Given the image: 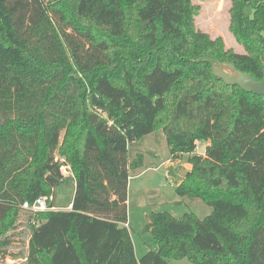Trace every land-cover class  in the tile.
Here are the masks:
<instances>
[{"label": "trees", "instance_id": "obj_1", "mask_svg": "<svg viewBox=\"0 0 264 264\" xmlns=\"http://www.w3.org/2000/svg\"><path fill=\"white\" fill-rule=\"evenodd\" d=\"M230 4L242 54L195 31L192 0H0V236L24 202L74 185L70 210L35 214L25 264H264V96L212 73L262 80L264 0ZM157 130L172 161L189 155L177 196L212 211L150 214L137 259L126 202L143 156L128 152Z\"/></svg>", "mask_w": 264, "mask_h": 264}, {"label": "rangeland", "instance_id": "obj_2", "mask_svg": "<svg viewBox=\"0 0 264 264\" xmlns=\"http://www.w3.org/2000/svg\"><path fill=\"white\" fill-rule=\"evenodd\" d=\"M198 7L193 17L195 31L207 34L211 39L221 38L225 49L242 54L244 49L239 45L229 31L230 0H192ZM205 143H199L196 153L204 154ZM137 154L143 156V166L129 172L127 186V223L134 245L135 256L140 259L151 247L152 237L144 233L143 228L152 213L167 212L174 218H180L186 213H193L199 219L209 215L212 208L199 199L178 197L175 188L191 171L188 163L189 155L172 161L166 139L161 130H157L134 145L128 152L129 160ZM187 173L183 176L180 171ZM63 176L69 178L66 167L61 169ZM74 185L71 180L61 184L55 190L50 200L57 211H64L72 201ZM59 209V210H58ZM37 223L34 213L20 209L13 225L0 236V250L6 251V257L0 264H25L28 251V241L32 225ZM4 242V246H3ZM168 264H191L187 259L168 260Z\"/></svg>", "mask_w": 264, "mask_h": 264}, {"label": "water", "instance_id": "obj_3", "mask_svg": "<svg viewBox=\"0 0 264 264\" xmlns=\"http://www.w3.org/2000/svg\"><path fill=\"white\" fill-rule=\"evenodd\" d=\"M54 2L58 0H53ZM212 73L215 78L221 80L227 86H237L246 93H251L256 96H264V64L262 66V80L256 81L251 75L245 74L237 70L230 63L217 64L212 68ZM187 172L180 171V175H185Z\"/></svg>", "mask_w": 264, "mask_h": 264}, {"label": "built area", "instance_id": "obj_4", "mask_svg": "<svg viewBox=\"0 0 264 264\" xmlns=\"http://www.w3.org/2000/svg\"><path fill=\"white\" fill-rule=\"evenodd\" d=\"M50 200L51 198L45 196L38 197L31 203L24 202L21 206V209L34 214L47 212L53 209L49 207ZM67 209L70 210V206Z\"/></svg>", "mask_w": 264, "mask_h": 264}, {"label": "crops", "instance_id": "obj_5", "mask_svg": "<svg viewBox=\"0 0 264 264\" xmlns=\"http://www.w3.org/2000/svg\"><path fill=\"white\" fill-rule=\"evenodd\" d=\"M204 145H205V146H207V145H208V143H205ZM68 207H69V206H68ZM68 207H67V208H68ZM67 208H66V209H60V210H68ZM52 210H54V211H57V209H56V208H53ZM58 210H59V209H58Z\"/></svg>", "mask_w": 264, "mask_h": 264}]
</instances>
